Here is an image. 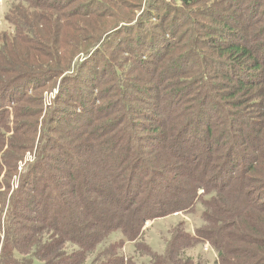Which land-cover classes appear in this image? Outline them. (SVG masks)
<instances>
[{
    "label": "trees",
    "instance_id": "16d2710c",
    "mask_svg": "<svg viewBox=\"0 0 264 264\" xmlns=\"http://www.w3.org/2000/svg\"><path fill=\"white\" fill-rule=\"evenodd\" d=\"M9 1L5 17L12 23L13 32L0 34V264H207L200 256L186 254L204 243L215 253L213 264H264V57L253 48L264 55V47L248 42L247 31L241 30L255 24L259 26L256 30H264V0H177V6L168 2L164 6L165 0H148L146 6L141 5L143 14H147L160 8L157 4L161 2L163 10L171 13V21L177 17L183 23L163 34L166 41L160 44L162 54L158 59L168 54L169 61L162 62L160 75L164 77L157 78L160 84L154 98L158 102L154 104H149L152 98L146 93L144 98L145 87L137 85L139 80L132 71L122 69L126 58L106 53V47L114 42L107 45L106 39H98L84 52L86 58L73 64L79 48L66 46L68 42L63 41L65 44L59 42L55 52L54 44L46 40V23L61 8L55 4L50 7L51 0ZM201 15H223L220 20L225 25L213 29L207 41L198 38L190 45L184 43L180 46L184 49L173 54L170 49L175 50L179 42L176 28L183 27L191 38H195L198 26L205 32L210 30ZM143 19L140 17L135 25H141ZM228 19L237 27L233 30H240L235 36L227 27ZM59 27L56 24L57 33ZM80 29L85 31L84 27L77 31ZM148 30L151 32L150 27ZM226 36L233 41H226ZM148 39L155 41L153 34ZM208 42L215 52L205 53L200 48ZM88 43L87 38H81L75 44L80 48L85 45L80 50L84 51ZM98 56L104 58V74L109 73L115 81L111 88L100 81L105 76L94 81L88 77V63ZM143 56L147 61V55ZM55 79L94 87L73 94L62 85L42 114V98L29 95L36 86ZM103 96L107 100L101 103ZM161 97L164 99L160 102ZM193 98L198 105L194 116L181 126L172 125L168 110L171 101L177 99L182 104ZM241 99L248 105H242ZM18 101L29 106H16ZM66 101H72L70 110L58 108ZM149 106L157 114L154 117L142 111ZM207 106L224 112L223 120L216 123V117L210 122L207 114L211 116L212 112L206 113ZM64 119L67 121L61 128L52 126L53 121ZM193 120L204 123L206 129L200 143L208 149L203 151L201 161L178 152L186 131L194 127ZM217 124H221V138L228 139L219 156L212 159L213 151L207 145ZM100 133L114 135L108 140L122 149L117 161L133 162L123 182H118L117 176L125 168L114 174L107 166L108 174L92 178L84 168L92 161L78 156L93 148L98 158L104 154L105 142H111L99 140ZM133 138L137 145L144 139L150 147L155 141H167L169 157L181 162L174 164L167 159L164 163L154 155L153 164L147 163L143 157L146 144L131 156L128 150ZM34 148L33 161L18 173V162ZM45 166L49 167L46 171ZM72 166L78 169L74 172ZM175 170L178 172L173 173ZM179 174L180 184L173 185ZM107 175L106 182L98 181ZM13 180L15 189L11 191ZM143 185L146 188L141 192ZM155 190L166 194L154 199ZM70 194L75 199L69 198ZM198 204L201 222L192 231L186 229L185 220L179 219L162 251L143 242L147 220L178 212L194 213ZM115 232L120 236L111 240L109 236ZM126 242H132L137 255L145 259L137 263L134 256H126Z\"/></svg>",
    "mask_w": 264,
    "mask_h": 264
},
{
    "label": "rangeland",
    "instance_id": "374dc122",
    "mask_svg": "<svg viewBox=\"0 0 264 264\" xmlns=\"http://www.w3.org/2000/svg\"><path fill=\"white\" fill-rule=\"evenodd\" d=\"M52 1V6H58V8H61L60 10L58 9V14L54 16V18L49 22L47 21L46 27L44 28L48 30L49 33V38H47V42L54 44L55 46V52L58 51V43L65 44L63 41H67L68 43L65 44L66 46H75L79 48V52H77L76 55L72 58L73 64L75 62L82 61L86 58V55L84 52L88 50L90 47L94 46V43L97 42L98 39L103 41V39H106L107 45L110 44L111 42H114L111 47H106V53L111 54V55H116L120 57L121 59L123 57L126 58V63L124 61V66L122 67L123 70L128 67L132 71V76L134 78L138 79L139 81L137 82V85L140 87H145L144 88V98H145V93L148 96H151V100H149V104H154L155 102H158V98L155 97V93L158 91V84L159 80L157 78H163L164 75H160V70L162 66V62H168L169 60L166 61V58L168 57L167 55L163 56L162 58L158 59L160 54V44L166 41L164 40L163 34L170 31V29L175 26H179L181 23V18L177 19L174 18L171 21V13L167 12V10H163L162 3H158L157 6H161L160 8L157 7V9H153L155 13H152L153 11L151 10L150 13L143 14L144 10H141V5L146 6V3L148 0H97L94 2H89L88 0H51ZM151 2H155V0H151ZM165 2L170 3L171 6H177L179 3L177 0H165ZM156 4V3H155ZM218 4H216L217 6ZM9 6H10V1L9 0H0V34L2 32H13V26L12 23L6 19L5 15L8 14L9 11ZM169 8V7H165ZM86 13V14H85ZM158 15H157V14ZM56 14V13H55ZM202 14H205L204 11H202ZM209 14V13H208ZM143 15V16H142ZM223 15H215V16H210V15H201L199 16L200 19L208 24L210 26V30L204 31V29H201L200 26H198L199 29L196 28V36L195 38H191L190 33L188 31H185L183 27L176 28L178 31L176 34L178 35L179 42L177 44V47L170 49V51H173L174 53H178L182 51L184 48H180L184 43H188L189 45L192 42H197L196 40L203 39L207 41L208 36H212L213 29L215 28H221L222 26L225 25V22L220 20ZM144 18L143 22L141 25H145V27H141V25H135L137 22H139V18ZM162 18V19H161ZM180 20V21H179ZM229 20V19H228ZM242 21V20H241ZM174 22V23H173ZM60 24L61 27L58 28V33L56 31V24ZM173 23V24H172ZM231 20L227 22V27H229L233 32L231 33L233 36H235L237 33L236 31L238 30H233L237 29L235 27V24ZM139 26V27H138ZM84 27V30H79L77 31V28ZM151 28V32H149L148 28ZM259 26L256 24L253 25L251 28H246L242 27L241 30L247 31V38L248 42H252L253 45L257 47H264V30H256ZM63 28V29H62ZM65 28H67L65 31ZM134 28V29H133ZM50 30L53 32L54 37H51ZM67 32L65 35V38L63 36V32ZM114 34V36H112ZM150 34H153L155 37V41H148V37ZM104 36H108L107 38ZM163 36V37H162ZM109 37H112L108 39ZM81 38H84L88 40V45H86V49L84 51H80L83 47H79L80 45H76L75 43L80 42ZM226 41L232 42L233 39L226 36ZM99 40V41H100ZM194 40V41H192ZM75 42V43H74ZM205 45V47L200 48L205 52V53H210V52H215L214 47L210 46L211 42H208ZM114 45V47H113ZM184 47V46H183ZM253 47V46H252ZM254 48V52L259 55L263 56L262 51L259 48ZM148 49V53H144V51ZM150 49V51H149ZM188 50V47H186ZM186 50V51H187ZM147 55L146 59L147 61H143L142 57L143 55ZM155 54V56H153ZM172 54V56H173ZM88 56V55H87ZM264 59V58H263ZM140 60V61H139ZM103 61L104 58L103 56H98L95 58L93 63H88V66L91 68L89 70V75L88 77L91 78L93 81L96 80L97 78H101L105 76L102 80V82H106L108 84V88L113 87V84L115 81L111 79V76L108 75L109 73L104 74V70H102L103 67ZM72 62V61H71ZM130 63V64H129ZM134 63V64H132ZM196 64H200L199 61L196 62ZM141 66L147 67V70H139ZM130 67V68H129ZM102 70V72H101ZM101 72V73H100ZM68 73H71L69 71ZM72 75V74H71ZM136 83V81H135ZM66 87V90H69L71 93H75L76 91L79 93L82 91V88L88 92L89 88L94 85H83L80 83H73L69 84L66 83V81H60L59 79H55L51 81L50 83H45L44 85H39L34 88V90L31 92L29 95L32 98H42V114L49 109V107L52 105L54 98L58 95L60 90H62L63 86ZM78 86V87H73V86ZM176 85V84H174ZM62 86V87H61ZM97 88L99 89L98 85ZM168 88V87H166ZM65 89H63L64 92ZM54 92V97L50 100V104L46 105L45 104V96L49 94L50 92ZM192 94H189V96ZM164 98H160V102ZM106 96H103V99H101V103L106 101ZM192 101H188L186 103L180 104L177 99L174 101H171L169 104L168 110L171 111V119L172 125H180L181 123L183 124L185 121L188 122L190 118L194 116V109L197 108V103L195 102V99H188ZM242 100V105L247 106L248 101ZM246 100V99H245ZM72 101H66L58 104L59 106H62L64 109H71ZM48 103V102H47ZM24 104L25 106H29L28 104L24 103L23 101H18L17 105ZM71 104V105H70ZM33 107V105H30ZM139 106L140 103H139ZM53 109V108H52ZM60 111V110H59ZM143 113L147 116L154 117V114H156L155 110L149 106L148 108H144L142 110ZM212 112V115H208L209 121L213 122V119L218 117V121L216 119V123L221 122L223 120L222 114L224 112H221L218 110L216 106H207L206 113ZM41 114V116H42ZM157 115V114H156ZM134 118H139V115L134 114ZM252 117L256 118L253 110H252ZM143 118V117H142ZM162 118V117H160ZM61 120V119H60ZM65 121L67 119H64L62 121H53L52 126L56 128H61L62 124H65ZM144 122H147V120H144ZM192 126L190 129H188L185 133V140L180 143L181 148L179 149V153L182 155H187L186 158H189L193 161H201L203 159V151L205 149H208L207 147H202L200 141L201 139L204 138L205 134V126L204 123H199L197 120H193ZM181 124V125H182ZM120 125V124H119ZM180 125V126H181ZM123 126V125H122ZM221 124L215 125L213 128L212 133L210 134V139L208 142V147L211 146V150L213 151L214 157L212 159H215L219 154L222 152V149L225 144L227 143L228 137L224 136L223 138L222 135L219 134ZM121 127V126H120ZM247 129L246 126L243 127V131L245 132ZM199 131V132H198ZM200 133V134H197ZM217 135V137H216ZM263 136V134H262ZM97 138L99 140H105V141H110L108 139L114 138V135L111 133H105V134H98ZM96 138V139H97ZM264 138V136H263ZM94 139L93 141L97 144L98 140ZM105 142V147H104V154L98 158L96 155V152L94 151V148L92 151L88 150L87 152L79 153V157H86L88 160L92 161L89 166L84 167L86 171L89 172L92 178H95L98 176V174L104 175L108 171L106 170L107 166H109L110 172L112 171L114 174H117V172L120 170V168H125L122 174H118L117 179L118 182H123L126 178L127 171L131 168L132 163L128 162H119L116 160V156L119 157L122 154V149L118 147L119 144ZM166 142L167 141H155V144L153 147L149 146V143L147 144L144 139H139L138 140V145L137 142L134 140V138L131 140V143L129 145V154L133 156L135 152L138 151L139 147L142 146L143 144H146L145 147V154L143 155L145 161L147 163H152V158L153 156H158L159 161L166 163L167 159H172L174 164L180 163V159L177 157H169L168 155V150H166ZM216 146H214L215 144ZM169 146V145H168ZM34 150L27 151L24 156L21 158V160L17 164V172L21 173L24 172L26 169L27 164L33 161L34 159ZM57 152V150H54V154ZM179 153L175 156H179ZM175 159V160H174ZM61 168H66V166H62L59 164ZM133 167V166H132ZM49 167L45 166L44 171H46ZM77 166H72L71 170L74 172L76 171ZM178 172L177 170L173 171V173ZM181 173V172H179ZM108 174V173H107ZM2 175V174H1ZM182 175H177L175 179L172 180L173 185L180 184V179ZM16 179V178H15ZM108 180V175L104 179H98V181H107ZM11 191L15 189V181L13 180L11 182ZM146 185L142 186L141 192L145 190ZM171 186V185H169ZM172 187V186H171ZM32 193V192H31ZM199 194L202 193V190H199ZM166 194L164 190H155L153 197L155 198H161ZM74 194H70L69 198L75 199L73 197ZM51 206V204L49 205ZM201 211V206L198 204L196 206V211L194 213H188L184 214L182 212L178 213H173L172 215H167L165 217H159L154 220H147L144 224L143 227V235L142 239L143 242L147 243L153 250L155 251H162L164 249L165 245V240L168 238L169 233L171 228L176 224V222L179 219L185 220L186 223V229L188 231H192L193 228L197 225L200 224L201 220L199 218V214ZM35 218V217H33ZM120 236L118 232L112 233L109 238L111 240L117 239ZM123 253L126 256H134L135 260L137 263H139L141 260L145 259V257H140L137 255L135 252V247L132 242H126L125 246L123 248ZM186 254L192 257L195 256H200L203 259L207 261V264H213V261L215 259V253L214 251L210 248L208 243L200 244L194 248L188 249L186 251Z\"/></svg>",
    "mask_w": 264,
    "mask_h": 264
},
{
    "label": "built area",
    "instance_id": "2783aa9c",
    "mask_svg": "<svg viewBox=\"0 0 264 264\" xmlns=\"http://www.w3.org/2000/svg\"><path fill=\"white\" fill-rule=\"evenodd\" d=\"M54 92H55V91L50 92L49 94H47V95L45 96V104H46V105L50 104V100L54 97ZM47 102H48V103H47Z\"/></svg>",
    "mask_w": 264,
    "mask_h": 264
}]
</instances>
